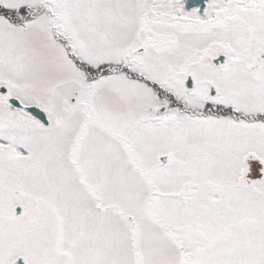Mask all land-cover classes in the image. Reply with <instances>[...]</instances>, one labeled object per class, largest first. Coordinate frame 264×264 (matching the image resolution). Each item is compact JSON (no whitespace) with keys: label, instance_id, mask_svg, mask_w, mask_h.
Wrapping results in <instances>:
<instances>
[{"label":"snow or ice","instance_id":"snow-or-ice-1","mask_svg":"<svg viewBox=\"0 0 264 264\" xmlns=\"http://www.w3.org/2000/svg\"><path fill=\"white\" fill-rule=\"evenodd\" d=\"M0 264H264V0H0Z\"/></svg>","mask_w":264,"mask_h":264}]
</instances>
